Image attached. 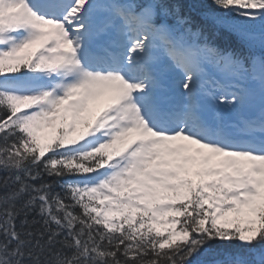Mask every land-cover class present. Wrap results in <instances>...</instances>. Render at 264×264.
I'll list each match as a JSON object with an SVG mask.
<instances>
[{
  "label": "snow or ice",
  "instance_id": "obj_1",
  "mask_svg": "<svg viewBox=\"0 0 264 264\" xmlns=\"http://www.w3.org/2000/svg\"><path fill=\"white\" fill-rule=\"evenodd\" d=\"M0 264H264V0H0Z\"/></svg>",
  "mask_w": 264,
  "mask_h": 264
}]
</instances>
